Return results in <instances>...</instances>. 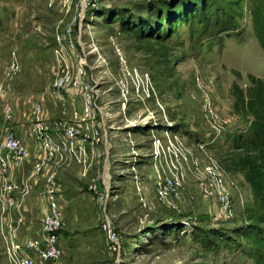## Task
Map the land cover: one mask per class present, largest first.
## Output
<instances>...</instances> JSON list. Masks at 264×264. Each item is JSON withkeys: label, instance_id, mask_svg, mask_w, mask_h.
<instances>
[{"label": "rangeland", "instance_id": "374dc122", "mask_svg": "<svg viewBox=\"0 0 264 264\" xmlns=\"http://www.w3.org/2000/svg\"><path fill=\"white\" fill-rule=\"evenodd\" d=\"M89 1L0 0V138L33 136L42 120L53 142L63 128L78 130L71 140L78 159L70 155L55 170L52 197L49 171L33 174L23 222L1 192L7 222L1 217L0 264H9L6 239L23 244L39 235L51 205L62 214V255L53 264H253L251 244L232 237L245 226L253 197L231 163L232 141L248 123L233 115L230 88H245L248 74L264 77L249 0L232 17L220 0ZM210 3L212 21L202 14ZM12 58L19 70L7 79ZM94 131L100 141L92 150ZM33 138L37 152L15 167L14 182L39 162L41 142ZM210 159L229 196L223 209L203 191ZM177 170L184 178L170 202L159 199L157 180ZM106 218L119 236L116 252L101 229Z\"/></svg>", "mask_w": 264, "mask_h": 264}, {"label": "built area", "instance_id": "2783aa9c", "mask_svg": "<svg viewBox=\"0 0 264 264\" xmlns=\"http://www.w3.org/2000/svg\"><path fill=\"white\" fill-rule=\"evenodd\" d=\"M67 1V0H66ZM83 4L86 5L90 2L89 0H81ZM19 70L18 62L15 58H12L4 69V78H12L17 74ZM145 79V78H144ZM63 80H61L56 85L58 87H63ZM141 84L136 86L137 91L140 89ZM149 89V86H146ZM1 90V88H0ZM37 116L40 118L39 108H35ZM12 110L8 105L3 107V120L9 121L11 119ZM49 127L43 120L34 124L31 133L36 136V140L41 142V156L39 157V162L36 164L32 173L22 178L18 182L10 180V176L15 167L20 166L24 160L27 159L29 154L28 148L23 144L22 139L17 137L13 133H6L2 138H0V178H1V191L4 195L9 196V207L16 212L18 223L23 222L24 204L23 200L30 193L31 181L33 179V174L41 172L43 169H47L49 174L47 176L46 187L48 189V195L52 197L55 191L54 175L55 170L63 164L67 158L71 155L76 157L75 152L72 149L71 140L76 137L78 130L73 127L63 128V133H57L58 137L55 142H53L48 134ZM89 137L93 139L91 148L95 149V146L100 141L99 132L94 131L93 134H89ZM168 139L165 143V149H171V143L169 135L166 136ZM174 138V136H173ZM153 145L159 142L158 139L154 138ZM166 142V141H165ZM157 147V145H156ZM172 147H175L174 145ZM155 149V146H154ZM155 150L152 153H156ZM159 152V151H158ZM81 154L80 149L78 151ZM78 159V158H77ZM205 170V180L202 182L203 191L205 195L211 196L212 194L218 200L221 209L226 208L229 196L223 186L222 177H219L220 172L218 171L216 163L210 159L207 164L203 165ZM184 175L182 172H177L173 177H166L164 179L159 178L156 183V194L159 199L167 200L172 197L171 192L175 189L177 183L182 181ZM91 189L98 191L96 185H92ZM103 196L99 197L102 199ZM140 203L143 207H146V202L143 198H140ZM170 202V201H169ZM168 202V203H169ZM62 214L60 210L55 206L51 207L46 211L40 221L39 235H34L26 238L23 244L16 243L12 241L11 238L6 239L7 243V255L9 256V264H53L62 255V249L58 242L57 230L61 224ZM101 229L105 234V239L107 246L113 252H116L120 248L119 236L115 229L112 227L108 218L102 223ZM15 231V228L12 227Z\"/></svg>", "mask_w": 264, "mask_h": 264}, {"label": "trees", "instance_id": "16d2710c", "mask_svg": "<svg viewBox=\"0 0 264 264\" xmlns=\"http://www.w3.org/2000/svg\"><path fill=\"white\" fill-rule=\"evenodd\" d=\"M220 1L227 4L226 13L232 17L240 0ZM214 6L215 4L210 3L203 9L202 14L206 15L208 21H212V13L209 12ZM249 12L255 41L264 51V0H249ZM191 15L194 16V11ZM213 21L219 24L218 18L214 17ZM223 30L221 27L218 31ZM235 76L241 78L238 72H235ZM247 80L245 88L236 82L230 88L233 115L248 123L245 134L232 141L236 154L231 163L251 188L253 202L246 216L245 226L232 237L251 244L253 264H264V77L248 74Z\"/></svg>", "mask_w": 264, "mask_h": 264}, {"label": "crops", "instance_id": "0c3cea01", "mask_svg": "<svg viewBox=\"0 0 264 264\" xmlns=\"http://www.w3.org/2000/svg\"><path fill=\"white\" fill-rule=\"evenodd\" d=\"M22 139H23V141H24V143H25V145L28 147V149H29V154H28V156H27V159L28 158H30L31 159V157H33V156H31V153H36L37 152V150H36V147L38 148V144L36 143V141H35V139L33 138V136L32 135H30V137H28V136H24V137H21ZM105 145H107V147H109V145H110V142H109V139H107V140H105ZM95 150V149H94ZM109 151H110V155L112 154V151H111V149H109ZM38 152H39V150H38ZM26 159V160H27ZM28 161V160H27ZM32 162V161H31ZM24 177V176H23ZM97 186H98V184H97ZM1 179H0V196H1ZM34 201H36V200H34ZM33 205V204H32ZM1 207V206H0ZM34 207H35V210L37 211L38 209H39V202L37 201V202H35V205H34ZM1 210V209H0ZM0 213H2L1 211H0ZM7 214H0V219H1V217L3 218V220L5 221V222H7Z\"/></svg>", "mask_w": 264, "mask_h": 264}, {"label": "bare ground", "instance_id": "6f19581e", "mask_svg": "<svg viewBox=\"0 0 264 264\" xmlns=\"http://www.w3.org/2000/svg\"><path fill=\"white\" fill-rule=\"evenodd\" d=\"M142 128V127H141Z\"/></svg>", "mask_w": 264, "mask_h": 264}]
</instances>
